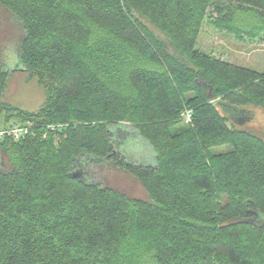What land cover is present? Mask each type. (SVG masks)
Segmentation results:
<instances>
[{
  "label": "trees",
  "instance_id": "1",
  "mask_svg": "<svg viewBox=\"0 0 264 264\" xmlns=\"http://www.w3.org/2000/svg\"><path fill=\"white\" fill-rule=\"evenodd\" d=\"M0 7L18 29L22 67L47 90L35 113L6 103L10 72L0 61V130L32 124L37 132L0 140V264H264V140L222 110L264 111V73L196 48L206 21L261 39L264 0ZM145 21L168 41H156ZM50 126L66 139L56 142ZM124 130L149 144L152 165L127 162L115 143ZM223 145L232 150L212 153ZM88 165L128 172L151 203L86 182ZM106 216L122 226L107 222L114 235L98 241Z\"/></svg>",
  "mask_w": 264,
  "mask_h": 264
},
{
  "label": "rangeland",
  "instance_id": "2",
  "mask_svg": "<svg viewBox=\"0 0 264 264\" xmlns=\"http://www.w3.org/2000/svg\"><path fill=\"white\" fill-rule=\"evenodd\" d=\"M7 12L0 7V61L4 68L10 72L7 80L6 90L1 99L11 106L25 112H38L47 100V90L38 82V77L25 71H15L18 64V49L16 45L17 27ZM148 31L158 42L168 41V36L157 26L144 22ZM196 48L206 54L234 66L249 68L258 73H264V36L261 39H239L234 34L216 29L211 21H206L200 30ZM224 114L229 118L230 124L240 130L250 132L264 140V111L261 109H247L248 114L235 115L232 110L223 109ZM186 119L182 120L180 126L189 124ZM35 135L37 132L34 131ZM55 136L56 142L60 143L66 139L60 132H48ZM124 139L115 140L117 147L124 153L127 162L139 165H152L155 157L153 149L146 142L132 131L124 130ZM48 134L44 135V138ZM33 136V137H34ZM18 142V141H14ZM232 150L230 145H223L212 148L214 155L224 154ZM90 166L89 176L85 177L88 183H101L103 186L112 188L127 195L130 199L139 200L150 204L152 199L148 191L131 174L109 166ZM147 214L152 215L149 209ZM100 214V213H99ZM107 217V216H106ZM109 217L101 219L98 223L101 237L108 240L114 235V230L103 228L107 222L114 223ZM104 221V222H103ZM121 220L114 223L119 228ZM109 228L110 225L107 224ZM104 233H107L104 236Z\"/></svg>",
  "mask_w": 264,
  "mask_h": 264
},
{
  "label": "built area",
  "instance_id": "3",
  "mask_svg": "<svg viewBox=\"0 0 264 264\" xmlns=\"http://www.w3.org/2000/svg\"><path fill=\"white\" fill-rule=\"evenodd\" d=\"M185 119L187 120V122L191 121L190 113L185 114ZM48 129L54 132L58 129V127L50 126ZM33 133L34 132L32 124H11L6 128H2L0 130V140L4 138H11L14 141H21L29 136H32Z\"/></svg>",
  "mask_w": 264,
  "mask_h": 264
},
{
  "label": "water",
  "instance_id": "4",
  "mask_svg": "<svg viewBox=\"0 0 264 264\" xmlns=\"http://www.w3.org/2000/svg\"><path fill=\"white\" fill-rule=\"evenodd\" d=\"M19 56V55H18ZM18 64L15 66V71H18V70H21V71H25L26 69L22 67L21 65V61H20V58H18ZM242 115V114H241ZM83 173V171L81 169H78L75 174H74V177H79L81 176ZM85 173V172H84Z\"/></svg>",
  "mask_w": 264,
  "mask_h": 264
},
{
  "label": "flooded vegetation",
  "instance_id": "5",
  "mask_svg": "<svg viewBox=\"0 0 264 264\" xmlns=\"http://www.w3.org/2000/svg\"><path fill=\"white\" fill-rule=\"evenodd\" d=\"M9 17V15H7ZM18 31V29H17ZM20 39V36H18V34H16V45H18V40ZM18 49V48H17Z\"/></svg>",
  "mask_w": 264,
  "mask_h": 264
},
{
  "label": "crops",
  "instance_id": "6",
  "mask_svg": "<svg viewBox=\"0 0 264 264\" xmlns=\"http://www.w3.org/2000/svg\"><path fill=\"white\" fill-rule=\"evenodd\" d=\"M153 161H154V159H153Z\"/></svg>",
  "mask_w": 264,
  "mask_h": 264
}]
</instances>
